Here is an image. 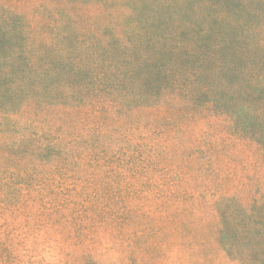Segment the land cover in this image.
<instances>
[{
    "label": "rangeland",
    "instance_id": "1",
    "mask_svg": "<svg viewBox=\"0 0 264 264\" xmlns=\"http://www.w3.org/2000/svg\"><path fill=\"white\" fill-rule=\"evenodd\" d=\"M188 107L0 113V264H238L214 202L264 193V152Z\"/></svg>",
    "mask_w": 264,
    "mask_h": 264
},
{
    "label": "trees",
    "instance_id": "2",
    "mask_svg": "<svg viewBox=\"0 0 264 264\" xmlns=\"http://www.w3.org/2000/svg\"><path fill=\"white\" fill-rule=\"evenodd\" d=\"M166 103L223 117L264 152V0L0 7L5 116L27 105L120 111ZM9 189L0 183V193ZM214 205L223 251L238 264H264V193L218 196Z\"/></svg>",
    "mask_w": 264,
    "mask_h": 264
}]
</instances>
